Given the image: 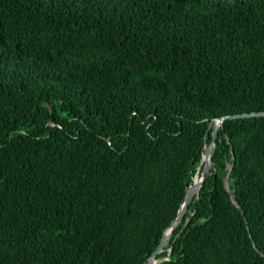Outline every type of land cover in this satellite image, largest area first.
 Segmentation results:
<instances>
[{"label":"trees","instance_id":"obj_1","mask_svg":"<svg viewBox=\"0 0 264 264\" xmlns=\"http://www.w3.org/2000/svg\"><path fill=\"white\" fill-rule=\"evenodd\" d=\"M260 111L264 0H0V264H142ZM212 160L155 264H264V116Z\"/></svg>","mask_w":264,"mask_h":264},{"label":"water","instance_id":"obj_2","mask_svg":"<svg viewBox=\"0 0 264 264\" xmlns=\"http://www.w3.org/2000/svg\"><path fill=\"white\" fill-rule=\"evenodd\" d=\"M253 116H264V111L249 112V113L244 112V113H239V114L221 116L219 118L213 119L208 124V129L206 131L205 138L209 132V128L211 127L212 128L211 140L209 143H207V141H204L202 157L197 166V168H201L198 182H195L193 180L192 183L186 187L185 193H184L181 205L177 211L176 217L171 221L169 227L164 231L162 238L159 244L157 245V247L155 248V250L153 251V253L142 264H147V263L155 264L157 262L156 255L163 250V247L167 243L169 236L171 235L173 230L176 228V226L179 224V222L184 218L188 210L189 203L199 195V191L201 187L203 186L205 180L212 174L213 171H215L214 162L212 160V155H213V152L216 146V141L218 138V129L222 127L224 120L232 119V118H248V117H253ZM231 153H232V157L234 161L235 157L233 155L232 148H231ZM207 159L208 161H205ZM230 168L231 166L227 168L226 175H225V183H226L227 190H229L227 176H228ZM231 199L236 204V206L240 208V206L236 202L235 197L233 195H231Z\"/></svg>","mask_w":264,"mask_h":264},{"label":"bare ground","instance_id":"obj_3","mask_svg":"<svg viewBox=\"0 0 264 264\" xmlns=\"http://www.w3.org/2000/svg\"><path fill=\"white\" fill-rule=\"evenodd\" d=\"M205 161H208V159L207 160H205ZM198 178H199V176L197 175V176H195V178H194V181L195 182H198Z\"/></svg>","mask_w":264,"mask_h":264},{"label":"rangeland","instance_id":"obj_4","mask_svg":"<svg viewBox=\"0 0 264 264\" xmlns=\"http://www.w3.org/2000/svg\"><path fill=\"white\" fill-rule=\"evenodd\" d=\"M195 178V177H194ZM194 178H193V180H194Z\"/></svg>","mask_w":264,"mask_h":264}]
</instances>
